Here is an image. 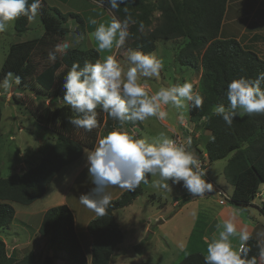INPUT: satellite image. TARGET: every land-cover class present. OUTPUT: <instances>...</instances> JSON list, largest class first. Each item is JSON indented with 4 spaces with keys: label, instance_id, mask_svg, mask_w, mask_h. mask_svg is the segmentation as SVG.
<instances>
[{
    "label": "trees",
    "instance_id": "1",
    "mask_svg": "<svg viewBox=\"0 0 264 264\" xmlns=\"http://www.w3.org/2000/svg\"><path fill=\"white\" fill-rule=\"evenodd\" d=\"M90 1L101 5L100 0ZM226 1L127 0L115 11H110L107 4L103 7L120 20L125 18L123 9L127 7L137 21L135 25H130L131 35L121 51L133 49L148 54L155 50L159 42L173 43L179 50L176 56L178 63L200 71L198 86L194 91L203 96V105L200 108L188 105L189 120L194 127L202 128L209 134L203 146L208 164L227 159L223 177L232 187L227 203L242 210L253 206V200L264 188V114L238 116L229 127L214 114L213 109L220 104L228 106V83L242 76L255 79L260 72H264V62L237 41L219 38ZM50 11L52 9L42 1L38 16L43 28L42 36L10 45L0 69V80L8 72L22 78V83L15 86L16 93H34L35 100L40 98L43 102H50V105H44L31 115L39 126L37 128L53 134L50 148L35 165L8 176L0 173V232L9 229L13 222L15 211L11 204L27 206L41 198L62 168L77 161L84 150L93 149L100 129L120 127L105 112L102 117H97L98 127L91 132L69 123V119L76 118V114L62 101L63 79L73 63L81 66L85 61L95 63L100 60V54L94 48H70L66 54L58 53L54 63H48V52L69 32L64 27L68 20L76 21L74 32L77 35L85 33L84 22L78 14H63L56 9L51 14ZM141 21L145 25L143 33L139 31ZM28 24L25 17L18 18L14 22L15 33L18 36L25 33ZM15 95L10 96V102L19 109L22 102ZM96 111L102 109L98 107ZM136 125L139 126L138 121L124 126ZM212 136L215 137L214 142L210 140ZM190 150L202 159V152L193 141ZM141 195V184L135 191L125 190L111 201L105 216H96L88 223L87 232L91 239L89 259L75 233L73 215L67 206L48 209L42 215L37 233L47 240L53 251H63L70 264H110L114 251L123 242L120 225L113 213L128 207ZM148 199L150 202L158 201L155 196ZM257 208L264 215V198ZM251 237L248 255L249 258L256 256L259 264L258 241ZM203 257L200 253H191L177 264H204ZM54 259V256L45 257L43 263L54 264ZM0 264H36V258L32 252L20 259L8 255L5 243L0 240Z\"/></svg>",
    "mask_w": 264,
    "mask_h": 264
},
{
    "label": "clouds",
    "instance_id": "2",
    "mask_svg": "<svg viewBox=\"0 0 264 264\" xmlns=\"http://www.w3.org/2000/svg\"><path fill=\"white\" fill-rule=\"evenodd\" d=\"M101 7L105 4L110 11H115L127 0H100ZM42 0H0V33L7 31L10 25L20 17L29 23L37 20L41 14ZM125 18L118 19L115 15L105 23H99L90 34L97 42V52H112L124 47L131 33L133 19L129 9L125 7ZM89 23L97 25L96 19ZM145 25L139 22V31L144 32ZM79 41L77 40V43ZM73 44L61 41L48 52V63H54L57 54H66ZM126 61L129 65L125 70L115 54L107 55L95 63L85 61L83 66L73 63L63 79V97L65 105L70 106L76 118L69 119L75 128L91 132L98 127L97 108L107 113L108 117L117 121L120 131L113 130L104 138L99 139L94 150H87L88 173L95 187L90 193L81 195L79 202L97 216L106 215L111 204V195L106 191L111 186L135 191L148 177H156L151 184L156 190L172 191L173 185H181L193 197H203L214 191L213 184L206 180L207 171L194 151L190 150L192 138L188 136L183 142H177L161 132L153 140L137 138L124 128L129 122H144L149 118L165 121L169 110L178 113L179 123H184L183 109L189 104L196 108L203 105V96L194 91V85L185 81L149 92L140 82L141 78H160L163 68L162 60L152 53L128 49ZM22 83V78L8 72L0 80V91L7 92ZM228 106L220 104L214 107L215 115L221 117L225 124L232 126L233 120L245 114H264V72L255 79L240 77L227 85ZM167 106V108L165 107ZM207 120V117L203 118ZM214 142L215 137H210ZM218 235L211 238L205 236L206 254L204 264H257L256 256L249 258L248 241L252 238L246 230L237 229L233 220H225L216 225ZM261 238L257 243L259 258L264 261V231L257 232ZM238 236L239 246L234 247L231 239ZM185 251V245H179Z\"/></svg>",
    "mask_w": 264,
    "mask_h": 264
},
{
    "label": "rangeland",
    "instance_id": "3",
    "mask_svg": "<svg viewBox=\"0 0 264 264\" xmlns=\"http://www.w3.org/2000/svg\"><path fill=\"white\" fill-rule=\"evenodd\" d=\"M67 3H56L52 0H46L47 7L53 10L56 9L61 13L72 12L78 14L83 22L85 34L79 36L74 31L76 29V21L68 20L64 27L68 29V33L62 40H67L73 44L71 48L87 49L97 48V42L88 28H91L90 19L102 18L103 22L107 24L110 20L108 11L101 7L100 4L90 0H68ZM112 17V16H111ZM43 34V28L39 18L33 23L28 24V29L25 33L18 36L14 31V22L9 29L0 33V69L6 57L10 45L26 40L36 39ZM77 40L79 41L77 43ZM61 42V41H60ZM173 43H157L155 50L152 52L158 59L162 60L163 68L161 70L160 78H141L140 82L148 87L147 91L155 92L161 86H168L174 83H183L185 81L191 82L194 89H197L200 73L188 67L181 66L177 59L178 49ZM96 50V49H95ZM117 50L112 52H99L100 60L110 54H116ZM117 60L122 67L127 69L129 67L126 61V51H119L116 55ZM15 88V87H14ZM16 94L21 100L22 104L17 109L15 104L10 102V98L6 100L7 94ZM35 94L30 92L16 93V88L7 92L0 91V153H9L11 144L18 147L29 149L23 150L27 156L32 159V165H35L39 158L47 153L52 143L53 134L49 131H43L37 127L36 121L32 118V113L44 107V102L40 98L35 100ZM167 108V106H166ZM169 110V117L165 120L169 124L174 125L176 133L170 134L167 132L166 126L162 121L155 118H149L144 122H140L142 128L137 127L133 130L137 138H144L146 140H153L159 133H165L169 138L176 140L179 133L187 138L191 136L193 143L201 150V157L204 153V143L207 139L206 132L200 128L197 129L189 120L188 106L181 110L184 114V123H179L178 113L174 109ZM104 112H97L98 116H103ZM20 127L23 130L19 131ZM97 131V129H96ZM197 135V137H196ZM14 137L15 141H11ZM16 152V148H13ZM196 154V153H195ZM41 155V156H40ZM197 155V154H196ZM10 156L7 155V159ZM8 160L10 162L12 159ZM6 159V158H4ZM29 159V158H28ZM227 159L219 160L211 165H208L206 177L207 181L213 184V188L218 186L228 196H230L232 187L226 183L223 177V169ZM34 163V164H33ZM205 165V166H206ZM30 166V165H29ZM27 166V168L29 167ZM204 166V168H205ZM7 170L3 171V176L9 175ZM64 175V177H66ZM149 180V178H148ZM56 185H63V177H61ZM62 189L60 188L59 191ZM147 193L155 192L157 202H152V205L146 201V194L137 198L129 207L115 213L116 221L121 225L123 231V243L118 246L115 251L110 264H177L186 255L191 253H200L203 256L206 254V244L204 237H212L214 226L218 223L222 225L223 220L221 216L222 209H227L229 206L227 200L224 199L218 191L214 190L212 193H206L203 197L188 198L187 191L178 187H174L172 193L156 191L150 186L145 187ZM174 198H172V197ZM225 200L223 205L218 203L219 200ZM262 198L256 197L253 201V206L244 208L240 212L246 213L251 220L264 227V215L258 210L257 206L260 204ZM174 201H177L173 204ZM184 201V202H183ZM160 203L161 206H160ZM13 208L18 214L16 216V224L21 218L19 212L24 211L25 206L13 204ZM14 223V221H13ZM27 223V222H25ZM32 225V224H31ZM31 227V226H30ZM31 232V231H29ZM29 233L25 226L19 225L14 230L10 228L0 232V240L7 245V253L11 254V250L15 247L16 252L12 256L15 258H22L25 254L33 250V246H27ZM185 245V251H180L179 245ZM88 259L90 254H88ZM36 258V257H35ZM36 258V264H42ZM44 264V263H43ZM57 264H67L58 261Z\"/></svg>",
    "mask_w": 264,
    "mask_h": 264
},
{
    "label": "crops",
    "instance_id": "4",
    "mask_svg": "<svg viewBox=\"0 0 264 264\" xmlns=\"http://www.w3.org/2000/svg\"><path fill=\"white\" fill-rule=\"evenodd\" d=\"M42 1H44V3L46 4V0H42ZM52 1H55L54 4L56 3L64 4V3L69 2L68 0H52ZM108 15H110L108 17L111 20V14L109 12H108ZM110 20L108 19L107 21H110ZM97 22H98L97 25H91V28L89 27L87 31L92 33L95 30V28L99 25V23H104L102 18H98ZM219 38L220 39H232V40L237 41L243 48L252 51L264 62V0H227L225 4L224 14H223L222 21H221ZM198 72L200 73V71ZM145 87L148 90V87L147 86ZM9 98H10V94H7L6 100ZM44 105H50V102L45 101ZM162 122L166 126L167 132H169L170 134L176 133L174 125L169 124L167 121H162ZM137 127L142 128V125L140 124V122H139V126L137 125L132 126V127L124 126V128H126L130 134H132L133 130H135ZM21 130H23L22 127H20L19 131ZM113 130L120 131L121 127H117ZM113 130L100 129L98 132L95 145L93 149L91 150H94L98 146L99 139L104 138L105 136H107L109 132ZM206 134L208 137L209 134L207 132ZM179 136H180L179 139L181 140V142H183L186 139L183 136L182 132L181 134L179 133ZM11 138H12L11 141L14 142L15 141L14 137H11ZM13 148H16V152H14ZM23 150L29 151L27 147L26 149H24V148L11 144V148L9 149L8 154L0 153V173L2 176H3L4 170L9 171L10 174H13L14 172H19V171L23 172L27 169V166L32 164L33 161L31 157L27 156V154ZM86 151L87 150L83 151L81 157L77 161H75L71 165H68L62 168L59 171L57 176L46 187L45 193L43 194L41 198H39L32 204L25 206L26 209L24 211L21 210V212H19V215L21 216V218L18 220V224H16L15 222L16 216L18 214L14 210L15 211V215L13 219L14 223L12 222L9 228L10 230L11 229L14 230L15 228L19 227V225L25 226V228L27 229V232L29 233L28 241L26 245L33 246L34 251H30V252H32L35 255V257L38 258L40 262H43L45 257L54 256L55 257L54 264H57L58 261L65 262L67 264L71 263L63 251H60V250L53 251L50 248L49 244L47 243V240L45 238L40 237L37 233V229L40 224L42 215L48 209L56 207V206H60V205L67 206L70 212L72 213L73 219H74L75 233L77 234L79 238L81 247L83 249V252L86 258L88 259L87 256L88 254H90L91 239L87 232V225L97 215L94 211L90 210L89 208L85 207L79 202V198L81 195L90 193L91 190L95 187L88 173V163H87ZM7 155L12 157L11 158L12 160L10 162H8L10 157L7 159ZM207 168H208V165L205 168V170H207ZM66 174L67 176L64 177V175ZM61 177H63V185L62 186L56 185L57 181ZM148 178H149L148 180L149 182L147 184L143 182L141 183V186L143 188V195L141 196H144L146 194L147 195L146 201H148V203L152 205V202L149 201L148 197L154 196L155 192L151 191L147 193L145 191V187L150 186V188L154 189L152 187L151 182L153 179H156V177L149 176ZM207 179L208 178L206 177V180ZM174 187H178L182 190H185L184 192L187 191L181 185H173L172 191ZM60 188L62 189L61 191H59ZM106 191L111 195V198L113 200V199L118 198L125 190L119 188L118 186H111L107 188ZM172 191H169V192L172 193ZM161 192H168V191H161ZM259 194L260 196L258 197L263 199L264 198V188L261 189ZM188 196H189L188 198H193L191 194H189ZM176 202L177 201H174L173 204H175ZM161 204L162 203H160V206ZM252 204L256 205L254 204V201L252 202ZM11 205L13 207V204ZM118 211H121V210H118ZM116 212L117 211L113 213L114 219H115ZM246 215H247L246 213L240 212V210L235 209L231 206H228L227 209H222V212H221L223 221L229 220V219L233 220V222L237 226L238 232L239 230L246 229L251 234V236H254L257 241H260L261 238L257 237L256 234L257 232L264 231V227L259 228V225L254 223L251 220V218ZM120 229L122 231L121 225H120ZM214 233L218 235L216 225L214 226L213 234ZM122 234H123V231H122ZM230 239L234 247L239 246L238 236L232 237ZM6 248H7V245H6ZM116 250H118V247ZM16 251H17V248L14 245V248L11 250L10 255H12L13 252H16ZM115 251H114V256H115ZM259 264H264V261L260 260V258H259Z\"/></svg>",
    "mask_w": 264,
    "mask_h": 264
},
{
    "label": "built area",
    "instance_id": "5",
    "mask_svg": "<svg viewBox=\"0 0 264 264\" xmlns=\"http://www.w3.org/2000/svg\"><path fill=\"white\" fill-rule=\"evenodd\" d=\"M176 141L179 143V142H181V140L179 139V137L178 136H176ZM201 161H202V163H203V167L206 165V163L208 162L207 161V159H206V155L203 153L202 154V159H200ZM207 167V165L205 166V168ZM216 191H218L219 192V194L220 195H222L223 197H224V199L225 200H227L228 199V196L220 189V188H218L217 186H215V188H214ZM258 196H260V194H258ZM225 200H219L218 202H219V204L220 205H223L224 203H225Z\"/></svg>",
    "mask_w": 264,
    "mask_h": 264
}]
</instances>
